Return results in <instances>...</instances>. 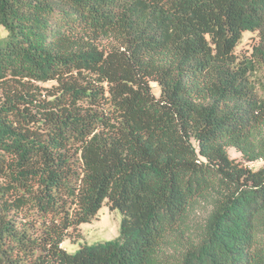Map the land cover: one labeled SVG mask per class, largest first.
<instances>
[{
	"label": "trees",
	"instance_id": "trees-1",
	"mask_svg": "<svg viewBox=\"0 0 264 264\" xmlns=\"http://www.w3.org/2000/svg\"><path fill=\"white\" fill-rule=\"evenodd\" d=\"M0 27V264H264V0H0ZM102 206L118 236L64 249Z\"/></svg>",
	"mask_w": 264,
	"mask_h": 264
},
{
	"label": "rangeland",
	"instance_id": "rangeland-1",
	"mask_svg": "<svg viewBox=\"0 0 264 264\" xmlns=\"http://www.w3.org/2000/svg\"><path fill=\"white\" fill-rule=\"evenodd\" d=\"M6 35L5 31L0 27V39ZM256 36L253 33L246 32L243 34L241 43L236 49L238 54L248 52L251 45L256 42ZM153 91L157 93L156 86H153ZM230 158L235 159L240 163H244L241 154L232 148L227 149ZM263 162L244 163L252 169H258ZM121 215L117 210L109 211L106 206H102L97 212V217L91 223L84 224L79 227V241L66 240L62 247L68 252H74L80 244H93L114 239L119 234Z\"/></svg>",
	"mask_w": 264,
	"mask_h": 264
}]
</instances>
